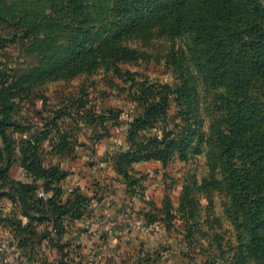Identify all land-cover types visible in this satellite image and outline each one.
Wrapping results in <instances>:
<instances>
[{"label": "rangeland", "instance_id": "374dc122", "mask_svg": "<svg viewBox=\"0 0 264 264\" xmlns=\"http://www.w3.org/2000/svg\"><path fill=\"white\" fill-rule=\"evenodd\" d=\"M130 1L0 0V121L7 113L13 122L3 134L0 130V167L9 162L8 179L25 184L36 180L26 176L24 159L59 168L66 173L56 185L63 201L74 190L90 199L81 218L111 208L114 219L128 211L133 223H158L155 236L125 221L111 229L120 256L132 264L152 258L154 264H264V229L252 234L235 214L215 158L220 149L216 112L226 92L210 83L195 56L192 34L175 37L163 25L146 26L118 39L137 51L136 60L90 70L82 66L88 63L86 50L113 35ZM257 1L258 29H264V0ZM161 97L169 104L166 115L133 133L136 148H144L136 156L143 158L123 161L127 176L119 174L117 158L134 150L129 125L148 111V102ZM41 183L34 194L49 195ZM0 209L20 214V205L4 196ZM102 215L96 219L104 228L113 216ZM52 229L49 220L37 225L48 235ZM4 234L12 237L0 221ZM254 242L263 254L248 248ZM39 245L28 250L27 264H35ZM41 247L48 257L46 242Z\"/></svg>", "mask_w": 264, "mask_h": 264}, {"label": "trees", "instance_id": "16d2710c", "mask_svg": "<svg viewBox=\"0 0 264 264\" xmlns=\"http://www.w3.org/2000/svg\"><path fill=\"white\" fill-rule=\"evenodd\" d=\"M123 11L117 27L110 33L113 35L86 50L88 63L82 66L90 70L101 64L112 66L118 61L136 60L137 51L121 45L118 39L143 31L146 26L163 25L175 37L191 33L195 56L212 79L210 83L226 92L222 96L225 104L216 112L218 126H214L220 147L215 158L222 167V180L235 214L243 217L252 234H259L264 229V29H258L260 4L257 0H131ZM143 18L150 20L148 25L139 22ZM164 98L148 102V111L129 125L127 136L134 150L117 158L119 174L127 176L123 161L143 158L136 156L137 150L144 148H136L133 133L152 125L157 115H166L169 104ZM12 124L6 113L0 121L2 134ZM184 146L181 143L179 149ZM5 152L9 161L11 152L6 147ZM9 166L7 162L0 167V189L5 188L0 196L18 203L20 214H3L0 209V221L29 258L28 250H34L43 241L61 252L64 245L54 242L51 234L41 237L37 225L49 220L52 232L59 237L65 232L66 223L81 218L89 197L74 190L73 196L63 201L62 188L56 185L66 173L57 167L47 169L32 159L22 160L26 176L36 180L25 184L8 179ZM38 180H42L45 191H52L49 195L34 194L39 189ZM254 243L248 248L261 252L259 242L258 246Z\"/></svg>", "mask_w": 264, "mask_h": 264}, {"label": "crops", "instance_id": "0c3cea01", "mask_svg": "<svg viewBox=\"0 0 264 264\" xmlns=\"http://www.w3.org/2000/svg\"><path fill=\"white\" fill-rule=\"evenodd\" d=\"M77 184H82L77 182ZM80 191L91 195V191L83 188L80 185ZM66 190L73 187L68 185L65 187ZM106 198L102 199L105 202ZM95 204L96 201H95ZM98 205V204H97ZM96 207V206H94ZM97 208V207H96ZM95 208V209H96ZM101 212V213H99ZM96 214H103L102 216L114 217L116 212L111 208L96 209L88 215H84L78 220H74L66 223L65 232L59 237L51 232V237L54 238V242H60L64 247L61 252L56 247L51 246L50 243L46 242L47 249L51 252L48 257L43 256L39 250L43 249L38 246L37 256H35V264H132L123 256L119 254V247H117L118 241L112 237V232H105L99 234L97 227H99L100 221L96 219ZM79 226V227H78ZM78 227V228H77ZM133 232V230H132ZM135 232V230H134ZM103 235V236H102ZM143 236V235H142ZM147 236V235H146ZM149 236V235H148ZM147 238V237H146ZM145 239V237H143ZM133 240V239H132ZM147 240V239H145ZM62 253L64 256H62ZM63 257V258H62ZM156 260L150 259L148 264H154ZM138 264V261H136Z\"/></svg>", "mask_w": 264, "mask_h": 264}, {"label": "built area", "instance_id": "2783aa9c", "mask_svg": "<svg viewBox=\"0 0 264 264\" xmlns=\"http://www.w3.org/2000/svg\"><path fill=\"white\" fill-rule=\"evenodd\" d=\"M111 219L109 218V220L105 222V225L103 226L104 228L97 227V231H99L100 235L103 233L101 228L102 230L109 232L114 226L119 224V221H125V223L127 222L128 225L132 227V229H140L149 236H155L160 231V226L158 223H152L149 225L142 221L133 223L130 219V214L128 211L119 213L115 219L114 217ZM28 261L29 256L26 251L18 246V244L13 241L9 234L0 236V264H27Z\"/></svg>", "mask_w": 264, "mask_h": 264}, {"label": "water", "instance_id": "95a60500", "mask_svg": "<svg viewBox=\"0 0 264 264\" xmlns=\"http://www.w3.org/2000/svg\"><path fill=\"white\" fill-rule=\"evenodd\" d=\"M49 232H50L49 230H46V231H44V232L42 233L41 236H42V237H46V236L49 234Z\"/></svg>", "mask_w": 264, "mask_h": 264}]
</instances>
